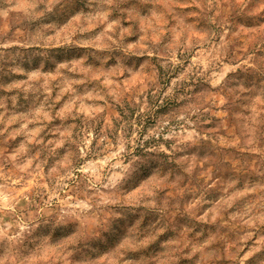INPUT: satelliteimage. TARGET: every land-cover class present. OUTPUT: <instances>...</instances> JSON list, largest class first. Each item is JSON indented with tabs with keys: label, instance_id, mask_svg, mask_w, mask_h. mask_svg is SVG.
<instances>
[{
	"label": "clouds",
	"instance_id": "clouds-1",
	"mask_svg": "<svg viewBox=\"0 0 264 264\" xmlns=\"http://www.w3.org/2000/svg\"><path fill=\"white\" fill-rule=\"evenodd\" d=\"M0 264H264V0H0Z\"/></svg>",
	"mask_w": 264,
	"mask_h": 264
}]
</instances>
